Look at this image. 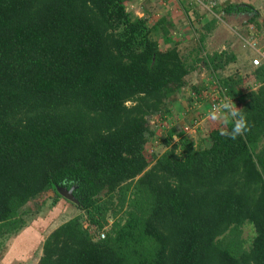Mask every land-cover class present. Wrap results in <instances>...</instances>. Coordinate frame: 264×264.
<instances>
[{
	"label": "trees",
	"instance_id": "trees-1",
	"mask_svg": "<svg viewBox=\"0 0 264 264\" xmlns=\"http://www.w3.org/2000/svg\"><path fill=\"white\" fill-rule=\"evenodd\" d=\"M136 1L0 0V253L27 226L24 207L75 187L82 214L43 241L38 264H264V61L227 76L236 53L205 47L215 19L182 51L171 21L134 15ZM200 68L217 96L192 87L196 100L238 101L248 130L212 129L198 149L173 129L149 161L153 123L164 132Z\"/></svg>",
	"mask_w": 264,
	"mask_h": 264
},
{
	"label": "crops",
	"instance_id": "crops-1",
	"mask_svg": "<svg viewBox=\"0 0 264 264\" xmlns=\"http://www.w3.org/2000/svg\"><path fill=\"white\" fill-rule=\"evenodd\" d=\"M157 1L158 0H153V2H155L156 4L155 5L156 8L151 10L150 13L153 15L152 17L157 20L162 17H167L169 21H171V23L174 26L172 28V33H173L175 41L176 40L181 41L184 37H185L184 39H187V35H189V38L192 40H195V39L198 40L196 31H198L199 29L197 26L203 27L205 24L215 19L217 21V26L215 30L211 34H209L205 40V47L208 52L213 53V52L226 51L227 49H230L231 51L236 53L238 57V63H239L241 61L246 62V59L251 58L253 55H254V58H257L258 52H261L262 50H264V27H261V25L264 24V0H202L203 1L202 4H200L197 0H160L159 2ZM226 4H239V7L241 8H245L247 5H250L254 7L255 10H254V13L253 12H242V13H232V14L226 15L222 12V8ZM133 5L135 4L133 3ZM142 5L144 4L140 3L139 7L142 8ZM153 5L154 4L152 3V6ZM209 5L211 7H209ZM196 6L205 7L207 13L202 14L199 17L200 19L197 25L196 23L194 25L193 16L194 15L198 16V12H197L198 8ZM130 7H133V6H130ZM141 8H138L141 12L139 14L140 16L136 15L138 17H143L146 14L144 10L142 12ZM255 13H257V15L259 14V18L257 20L258 23L250 25L249 21L253 18ZM153 23H151V25ZM257 25H260V28H261L260 31ZM191 29L193 30L190 33L189 30ZM189 38L187 39V41H189ZM218 40H219V45L217 49L213 51L210 50V47L212 45H216V44H213V41L216 43ZM188 43L195 45V43L193 42H188ZM238 63L236 67L234 68H238L237 67ZM201 71H206V69L200 68L199 71L194 72L193 74L187 77L188 87L185 90H183L177 102H175L174 108L172 109V116L166 122V127L163 129L164 132L161 130L160 125L158 124L159 129H158V132L156 133V138L150 142L151 144L159 145L162 138L166 137L169 131L173 129L177 130L178 132L177 134L182 132L184 136H186L185 129H187L188 127L190 129L195 126H199L200 128L203 127L202 125L203 123L207 121V119L203 117V119L201 120L198 113L194 112V109L196 108L195 106L199 105L200 102L196 100V95H194L192 92V87L202 86L204 88L207 86V83L205 82V80H203L204 77L201 74ZM213 89L210 91L213 92V95L216 97L217 92L215 93V91H217V89L216 88H213ZM211 92H208V93H211ZM246 92H247V87H244L240 89L239 95L243 96ZM237 104H239L238 101L231 102V105L233 108H235ZM209 105L210 103L209 104L206 103L204 105V109L209 110L208 113L210 114L211 107ZM209 123L214 124L215 121H210ZM220 123L221 122H219V124ZM174 140H176V136H174ZM190 140L194 143L192 139ZM51 205H52V202H51ZM65 207H66V201L64 199L60 200L57 206H55L52 209V211L49 212V216L52 217L54 213L59 214L62 208H65ZM27 230H32V229L28 227L27 225L22 230L23 233L21 234L23 235L19 238H23L24 232H26ZM28 232L29 234L27 237V240H28L27 243L29 242L30 245H29L28 250L25 253L26 254L28 253L30 256L31 251L34 248H35L34 250H36L37 247L41 245V243L45 240V236L44 234L35 235L33 233H30V231ZM33 236H36V237H33ZM37 240L39 241L38 243H37ZM33 242H36V244H34ZM16 244L17 242L15 239L13 240L12 244L7 250V254H6L7 258L8 257L10 258L11 256L8 263L14 260L13 257L16 259L18 264L23 263V262L28 263L29 261L27 259L21 262L17 259L18 257H21L23 254L20 253L15 248Z\"/></svg>",
	"mask_w": 264,
	"mask_h": 264
},
{
	"label": "rangeland",
	"instance_id": "rangeland-1",
	"mask_svg": "<svg viewBox=\"0 0 264 264\" xmlns=\"http://www.w3.org/2000/svg\"><path fill=\"white\" fill-rule=\"evenodd\" d=\"M160 0H158L157 2H159ZM200 4H202V0H197ZM147 2V3H146ZM140 3L144 4L142 5V8L139 7ZM152 3L154 5L155 2H153V0H137L133 5L131 4L130 6H133V7H129L128 9L133 11L134 15H139L141 12L138 8H141L142 12L143 10L146 11V10H150V9H154L153 6H152ZM198 8V16L194 15L193 16V24L197 25V23L199 22V17L204 14V13H207L206 11V8L205 7H199V6H196ZM209 7H211L209 5ZM133 10H132V9ZM146 8V9H145ZM140 16V15H139ZM198 29H200L201 26H197ZM193 28V26H192ZM193 29L189 30V32L191 33ZM152 38L153 40H156L158 41L160 44H162V38L160 36H158L157 33H153L152 34ZM185 38V37H184ZM182 39L181 40V45H180V49L182 51H186V50H189V49H193L195 47L194 44H191V43H188V42H193L195 44H197V40H192L189 38V35H187V39L189 38V41H187V39ZM221 40V39H219ZM219 40L215 43L213 41V44H216V45H212L210 47V50H216L218 45H219ZM162 47L164 48V46L162 45ZM254 47V46H253ZM255 48V47H254ZM209 49V47H208ZM187 53V52H186ZM254 59V55L251 57V58H248L246 59V62L244 61H241L238 63V68L241 70V72L244 74V75H249V73L252 72V70L254 69L253 67H255L252 63ZM237 65V64H236ZM236 65L232 66L231 68H229L227 71H226V74L225 75H231L234 73L235 71V68ZM201 74L203 75L205 82L207 83V86L205 87L206 89H209V92H211L210 90H212L215 85H216V81L212 80L210 77H208L206 71H201ZM206 77V79H205ZM213 81V82H212ZM215 90V89H213ZM210 94V98L213 99L214 95L213 93H209ZM211 100V99H209ZM208 103V101H203V102H200L199 105H196L195 109H194V112H197L198 115L200 116V119L202 120L203 117H205V119H207V121L205 123H203V129L200 128L199 126H195L193 128H187L185 133H186V137H189L190 139H192L194 141V144L197 146L196 148L198 149H201L203 147H208V146H211V140L209 139V132L212 130V129H215V128H223L224 124L220 123L219 124V121H216V120H212L210 118V115H209V110H206L204 109V105ZM210 105H212V102H210ZM208 103V104H209ZM212 112V110L210 109V113ZM195 117V116H194ZM215 121L214 124H210L209 122L210 121ZM154 127L156 129V133L158 132V129H159V125L158 124H154ZM181 130V128H180ZM160 144V143H159ZM159 145H156V144H149L148 147H147V150H146V157L148 158V160L150 161L151 160V156H152V153L157 149ZM53 199H57V200H60L58 197H56V195L54 194V192H50V191H47L45 193H43L42 195L38 196L35 200L31 201L30 204H28L26 207H24L21 211H20V216L26 220L27 222V225L28 227H30L32 230H27L26 232H24V236L23 238H19L21 237L23 234V231H21L20 233L18 234H15L13 235L9 240L8 242L5 243L1 253H0V264H18L16 259L13 257L14 260H12L10 263H8L9 259L10 258L8 257L7 258V250L8 248L10 247V245L12 244L13 240L16 239V242L17 244L15 245V248L20 252L22 253L23 255L21 257H18L17 259L21 262V261H25L26 259L29 261L28 263H19V264H38L39 262V259H40V255H41V250H39L40 248H42V243L41 245H39L37 247L36 250H32L31 253H30V256L29 254L25 253L28 248H29V242L27 243V237H28V234L30 231V233H33V234H40V235H43L45 236V239L54 231L56 230L59 226L65 224L66 222L70 221L71 219L75 218L76 216H79L82 214V212L79 210V208L75 205V204H72L70 202H66V207L65 208H62L61 212L59 214L57 213H54V215L52 217L49 216V212L52 211L53 208H51L52 206L51 205V202L53 201ZM63 200V199H61ZM54 218V219H53ZM41 219V221H40ZM112 223V221L110 222ZM33 231V232H32ZM26 233V234H25ZM98 232H96L97 234ZM38 236V235H37ZM243 238L245 239V241H248V243L250 242V240L252 239V237L254 236V231L252 229L251 226L247 225L243 228ZM33 237H36V236H33ZM20 240V241H19ZM22 240V241H21ZM33 240V238H32ZM39 241L37 240V243ZM34 244H36V242H33ZM11 253V252H10ZM11 255V254H10Z\"/></svg>",
	"mask_w": 264,
	"mask_h": 264
},
{
	"label": "clouds",
	"instance_id": "clouds-1",
	"mask_svg": "<svg viewBox=\"0 0 264 264\" xmlns=\"http://www.w3.org/2000/svg\"><path fill=\"white\" fill-rule=\"evenodd\" d=\"M209 115L212 120L219 121L224 125L231 123L230 132L222 133L228 135L231 140H236L248 130L245 116L233 108L231 103H222L214 107Z\"/></svg>",
	"mask_w": 264,
	"mask_h": 264
},
{
	"label": "built area",
	"instance_id": "built-area-1",
	"mask_svg": "<svg viewBox=\"0 0 264 264\" xmlns=\"http://www.w3.org/2000/svg\"><path fill=\"white\" fill-rule=\"evenodd\" d=\"M264 61V50H262L261 52H258V57L254 58L252 63L255 67H258L261 65V62ZM217 100V99H215ZM220 101L218 102H214L211 110L213 111L214 107L221 105L222 103H231V101L228 98H224V97H220V99H218ZM102 238H104V235H102Z\"/></svg>",
	"mask_w": 264,
	"mask_h": 264
},
{
	"label": "water",
	"instance_id": "water-1",
	"mask_svg": "<svg viewBox=\"0 0 264 264\" xmlns=\"http://www.w3.org/2000/svg\"><path fill=\"white\" fill-rule=\"evenodd\" d=\"M75 190V187L71 188L70 190H67L66 188H59L58 193L66 200L70 201L71 203L77 205L78 201L75 199L73 192Z\"/></svg>",
	"mask_w": 264,
	"mask_h": 264
}]
</instances>
